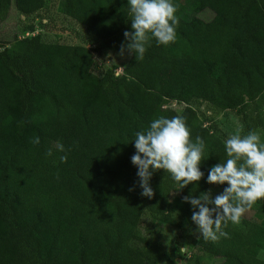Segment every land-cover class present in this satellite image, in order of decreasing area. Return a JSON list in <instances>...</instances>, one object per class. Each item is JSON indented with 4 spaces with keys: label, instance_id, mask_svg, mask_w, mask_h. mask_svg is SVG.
Masks as SVG:
<instances>
[{
    "label": "trees",
    "instance_id": "16d2710c",
    "mask_svg": "<svg viewBox=\"0 0 264 264\" xmlns=\"http://www.w3.org/2000/svg\"><path fill=\"white\" fill-rule=\"evenodd\" d=\"M174 3L175 41L153 39L120 74L113 66L96 74L94 55L120 51L131 30L126 0H59L84 30L83 44L44 41L33 22L0 42V264H207V257L264 264V199L251 217L222 226L226 237L204 241L189 231L182 196L222 187L202 178L176 193L159 170L150 180L153 197L139 194L131 139L158 116H182L190 138L204 140L205 177L224 160V139L199 118L194 101L233 111L245 134L264 141V0ZM43 7L44 0H0V22L12 10L29 18ZM205 9L213 12L208 20L199 15ZM144 216L174 225L170 248L141 231Z\"/></svg>",
    "mask_w": 264,
    "mask_h": 264
},
{
    "label": "clouds",
    "instance_id": "9594fccd",
    "mask_svg": "<svg viewBox=\"0 0 264 264\" xmlns=\"http://www.w3.org/2000/svg\"><path fill=\"white\" fill-rule=\"evenodd\" d=\"M126 5L131 30L123 32L121 55L127 52L140 60L153 39L158 46L175 41L178 18L174 0H126ZM131 142L135 151L130 162L136 168L142 197H153L150 180L159 170L168 174L176 193L189 184L194 187L202 178L206 184L222 187L215 196L210 190L201 191L198 196L190 190L182 196V201L190 205L194 228L189 231L196 238L216 241L226 237L228 233L222 226L239 223L246 208L264 199V141L258 132L241 135L237 129L230 133L223 141L226 158L209 166L206 177L201 164L210 157L206 155L207 146L199 136L190 138L182 116H158L146 128L136 131ZM32 143L39 144V137L33 138ZM55 148L65 151L60 143ZM46 155L51 156L52 150ZM66 159V155L60 156L61 162Z\"/></svg>",
    "mask_w": 264,
    "mask_h": 264
},
{
    "label": "rangeland",
    "instance_id": "374dc122",
    "mask_svg": "<svg viewBox=\"0 0 264 264\" xmlns=\"http://www.w3.org/2000/svg\"><path fill=\"white\" fill-rule=\"evenodd\" d=\"M213 12L210 9H205L199 15L208 20L211 18ZM43 16L42 22H39ZM33 22L36 24L37 32L41 34L44 41L68 43V44H83L84 30L79 27L71 18L61 12L59 7V0H44V7L36 17L24 18L20 17L15 11H11L10 16L3 22H0V42L12 41L14 35H23L21 24H28ZM43 24H47L46 26ZM89 47V45H86ZM99 63L93 68L96 74L107 68L113 66L115 72L122 73V68L129 58L127 52L124 55L120 51L105 52L102 57L94 55ZM175 105V104H173ZM191 106L196 109L199 118L206 121V124L212 126V129L217 132L223 139H226L230 133H234L237 129L240 130L241 135H246L241 127V122L238 117L230 110H221L214 107L212 104L204 101H194ZM179 106L176 109L179 110ZM226 158V157H225ZM224 158V159H225ZM223 162V161H222ZM213 195L218 191L212 188ZM217 192V193H216ZM176 201L174 195L171 196L170 202ZM255 211L254 207L246 208L241 216L251 217ZM141 231L146 234H154L159 238L165 248H170L173 244V237L175 233L174 225L161 221L160 219H152L144 216L140 222ZM184 252H187V248ZM192 252H199L198 249L192 248ZM264 257V254H262ZM188 257V256H187ZM207 264H219V259L207 257Z\"/></svg>",
    "mask_w": 264,
    "mask_h": 264
}]
</instances>
